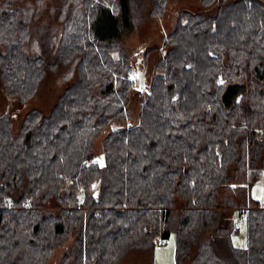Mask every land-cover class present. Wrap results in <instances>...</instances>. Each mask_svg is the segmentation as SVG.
Instances as JSON below:
<instances>
[{"label":"trees","instance_id":"1","mask_svg":"<svg viewBox=\"0 0 264 264\" xmlns=\"http://www.w3.org/2000/svg\"><path fill=\"white\" fill-rule=\"evenodd\" d=\"M22 1L0 0V92L25 104L60 65L76 78L18 133L0 112V264H49L68 242L59 264H120L172 235L176 264H264V206L244 201L264 173V2L180 12L162 74L138 92L120 39L139 0H51L63 30L50 60L26 51ZM169 2L150 0V16Z\"/></svg>","mask_w":264,"mask_h":264},{"label":"rangeland","instance_id":"2","mask_svg":"<svg viewBox=\"0 0 264 264\" xmlns=\"http://www.w3.org/2000/svg\"><path fill=\"white\" fill-rule=\"evenodd\" d=\"M264 2V0H261ZM46 3V5H45ZM219 0L209 8L203 7L201 0H170L164 13L157 17L150 16V0H139L135 6V16L130 26L122 33L120 45L127 53L134 65L133 78H136L137 71L142 72L146 78V84L151 83L157 75H161L158 63L162 59L166 36L175 28L177 17L180 12L188 11L193 13L207 12L215 8ZM21 5L24 11L27 9V18L31 28V38L27 44L26 51L32 57L43 56L47 59L54 57L56 47L62 34V22L58 13L52 12L50 7L56 6V2L44 0L37 5V0H23ZM38 7V11L36 8ZM40 8V10H39ZM149 51L145 53V51ZM114 52V57H118ZM76 78V62L71 65H60L56 70L47 73L40 88L30 101L20 104L17 100H8L0 92V112H11L14 131L18 133L24 115L32 109H40L48 113L57 102L65 88ZM135 91H139V81L134 84ZM140 98L135 96L131 104V113L134 123L138 120L140 112ZM103 163V158H100ZM97 184H94V188ZM248 196L244 201L248 203L246 208L251 207L253 202H260L264 206V173L260 179L248 188ZM82 197V195L80 194ZM51 207H47L50 209ZM234 222L239 232L234 235L233 242L237 247H245L247 243V224L239 211L232 210ZM59 247L52 255L49 264H59L69 246ZM176 264V237H172L164 244L157 246L151 255L148 252L130 251L120 264Z\"/></svg>","mask_w":264,"mask_h":264},{"label":"water","instance_id":"3","mask_svg":"<svg viewBox=\"0 0 264 264\" xmlns=\"http://www.w3.org/2000/svg\"><path fill=\"white\" fill-rule=\"evenodd\" d=\"M136 77L139 81V91L143 92L144 90H146V78L144 76V74L142 72H140L139 70L137 71Z\"/></svg>","mask_w":264,"mask_h":264}]
</instances>
